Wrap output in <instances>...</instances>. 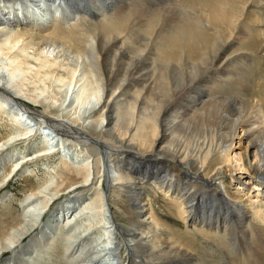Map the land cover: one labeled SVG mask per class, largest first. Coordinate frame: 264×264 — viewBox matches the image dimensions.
<instances>
[{
	"label": "bare ground",
	"instance_id": "bare-ground-1",
	"mask_svg": "<svg viewBox=\"0 0 264 264\" xmlns=\"http://www.w3.org/2000/svg\"><path fill=\"white\" fill-rule=\"evenodd\" d=\"M156 1L0 0V35H8L0 40L8 61L0 71L9 75H0V110L18 126L0 139V154L48 125L86 147L100 143L114 169L110 189L101 184L85 199L77 190L93 183L89 165H68L62 155L73 169L24 199L30 223L13 217L4 222L11 230L0 225V253L14 254L8 263L3 253L0 264L43 257L40 252L53 248L59 236L66 243L63 264L86 262L77 254L84 243L101 252L92 264H109L113 257L99 240L110 243L116 234L128 264H264V202L241 193H250L246 184L264 189L255 181H264V78L255 83L250 69L264 51V0H163L153 7ZM78 25L84 33L70 30ZM92 75L100 81L102 104H90L95 108L86 118L57 115L52 110L63 104L56 106L52 93L45 99L34 94L41 81L46 88L53 82L76 87ZM46 139L44 152L20 160L10 153L7 162L4 154L0 165L14 172L34 155L67 149L53 132ZM236 143L245 147L238 168L250 177L233 187L241 180L232 159ZM106 170L98 176L102 183ZM80 177L69 190L78 193L63 204H85L51 210L65 185ZM157 190L175 214L166 220L152 203ZM172 218L188 229L170 227ZM97 228L103 234L95 240ZM32 241V253H22Z\"/></svg>",
	"mask_w": 264,
	"mask_h": 264
},
{
	"label": "rangeland",
	"instance_id": "rangeland-1",
	"mask_svg": "<svg viewBox=\"0 0 264 264\" xmlns=\"http://www.w3.org/2000/svg\"><path fill=\"white\" fill-rule=\"evenodd\" d=\"M161 2H164V1L163 0L156 1L155 4H157V5H154L153 7L159 6ZM78 27L79 28H75V29L71 28L70 30L74 31L75 33H76V31H78L80 33H84L82 31V30H85L84 26L78 25ZM262 32H263V35L261 37H264V29L262 30ZM7 36L8 35H2V36L0 35V40L6 41ZM242 40H243V38H242ZM262 45H264V44H262ZM260 50L262 51L263 49H260ZM249 54H251V53H249ZM259 54H260L259 58H262L261 61L259 62V59L255 57L254 59L256 60V62L251 63V67H250V69L253 70V73H252L253 76H255V78H256L255 83L258 79L264 78V51H262ZM6 62H8V61L4 58V56H2L0 54V67H4ZM257 62L259 63V66L257 65ZM253 64H255V65H253ZM78 74H79L78 77L80 78L81 73L78 72ZM0 75L3 78H5L6 80H8V78H9L8 72L6 70L0 71ZM89 78L90 79L86 80L85 82L82 81L81 83L77 84L76 87L74 85L64 84V82H55V84L53 82L52 84L47 83L46 85H49V88H46L44 82L41 81L39 84L36 85L38 88L34 89V94H36V96L39 95V97H41V99H43V98L45 99L46 96L51 95V93H52L51 96L54 97V100L52 101V99H53L52 98L51 101L53 103L55 102L56 106L63 104V107L60 108V111L56 112L55 110H52L57 115L61 116L64 113H66V111H67L68 113L70 112L72 116H76V112H78L77 114H81L82 118H86L89 115V114H86V112L87 111L91 112V110H93V108H95V106L91 107L92 104L98 105L99 107L102 104V101H101V103H99V101L102 99V97H101V88L102 87H101L100 81H98L99 79L95 75H92ZM66 80H68V79H66ZM99 84H100V87H99ZM43 86H45V87L43 88ZM97 88H99V90ZM58 89H60V90H58ZM58 91H60V92H58ZM94 96H95V100L98 99L96 101L98 103H95V100H93ZM81 99L83 101H87V102L85 104H83L82 103L83 101ZM88 100H90V101L93 100V101H92V103H89V105H88L87 104L89 102ZM79 102L82 104H80ZM88 106L91 107V109H89V110L86 109V107H88ZM39 108L41 109L42 107H39ZM54 113L49 112V113H47V115L54 117V116H56V115H54ZM34 119H33V121H34ZM104 123H102V124H104ZM14 124L15 123H13V121H10L9 113L8 112L5 113V111L0 110V139H5L10 134L14 135L15 133H17L16 131H18V126L16 124L15 125ZM86 125H87V123H86ZM45 126L46 127H42V129H40L41 132L38 131L36 134L32 135L28 139L26 138V139L19 140L17 142L12 143V145H10V147H9L10 149H7L9 151L6 150L2 154H0V156H2V157L5 154V157L2 160L8 161L11 157H13V156H11V154H14V158L16 157V159L19 158V160H20L23 156H26L30 153H40L46 147L44 144H42L43 142L47 143L46 141L48 139H46V135H48L51 132H53L56 139L57 138L61 139L59 141L63 142V145L67 148L66 150L63 148H61L60 150L57 149L55 152L48 153L46 155H42L43 153H41V155H39V156L34 155L32 160H28V162H25L24 164H22L21 168H19L18 170H15L14 172H10V170H9L10 168H8L10 166H7L5 162L2 165H0V225L1 226L5 225L4 227L7 226V229H9V230L12 229L11 226L7 225V223H4L5 220H7V218L11 219L14 217L17 219V221L19 220L22 222L25 220V222L30 223V221H28V220L31 217L25 216L28 214V211H27L28 208L25 209V207H26L25 205L27 202H26V200L24 201V199L30 193L36 192L40 188H43L45 186L44 182L46 180L53 181V183H55L56 180L59 178V176L62 174V172H67L68 170L73 169V168H69V167L66 168V162L62 161L63 159H64V161H66V160H65V157L62 155L67 154L66 156L68 157V160H69V161L67 160L68 165H70V164L74 165L77 162H78V164L80 162H85L86 164L89 165V167L91 169V173H92L90 182H93V183H92V185H90V187L86 186L85 188H78V190H77V191H80L79 193H81V194L83 193L85 195V199H89V197L91 195H93L94 191L96 190L95 188H97L101 184H103V187L105 189H107V187L109 185L108 190L110 189V183L111 182H108V181H112V178H113L112 177V175H113L112 170L114 171V169H113V167H111L112 165L108 162L109 160L107 161L108 153H106L103 148L102 149L100 148V143H94L93 147H86L85 146L86 144H84L82 142L78 143L74 139H67L66 140V138L62 137V135L56 133L57 131L55 132V131H53L54 129H50V127L48 125H45ZM89 126H91V125H89ZM100 128L98 130H100ZM86 130H88V129H86ZM88 131H90V130H88ZM44 132H47V133L45 134ZM100 138H102V137H100ZM51 142H53V140H51ZM56 143H58V142H56ZM238 144L239 143H236L234 145V147H237ZM235 149L236 150H234L232 152V157H233L232 159H233L234 166L236 167V173L235 174L238 177H240L241 180H239V182H238V180L234 181L233 187H235L237 184H241L242 182L245 183L246 178L250 177L247 173L241 172V170L238 168L239 167L238 165L240 164V161H239L240 154L239 153L244 152L245 147L244 148H238L237 147ZM70 160H71V162H70ZM6 167H7V169H6ZM102 169H103V171H102ZM104 169L108 170V171L106 170L108 174L105 177V180L102 178L103 179L102 181H104V183H102V182H100L101 178H99V177L101 176L102 173L105 172ZM99 171H100V174L98 175ZM80 180H82L81 177L75 178V179L71 180V182H69L68 184L65 185L63 192H62V193H64V195L61 197V199L55 200L53 206L51 207V210H53L55 208L54 211H56L57 207H58L57 205H59V207H60V205L65 206L66 204L69 203V202H67V203L63 204L66 199L72 197L73 194L75 195V193H78L77 191L75 193H69L70 192L69 190H72L70 188V186L78 184L80 182ZM255 181H256V183L263 184V188H264V181L262 178H257V179H255ZM246 185L249 188V190H251V191L249 193L248 190H243V191L241 190L242 192L241 191L240 192L242 194H247L249 197L258 196L257 198H259L260 200H262L264 202V189H263V191H261L260 189L257 190L256 188H254L253 184H246ZM241 186H243V185L241 184ZM108 190H106V193ZM156 192H157V195L159 196V198L157 200L152 199V203H153V206L155 207V209H157L158 212L160 213V217L163 220H166L167 215H171V214L175 215L173 212V209L169 206L168 200L164 197V195L161 192H158V190ZM257 192H262V193L257 194ZM117 195L120 197V195L124 196L125 193H123L122 190L120 191V188H118ZM48 196L50 197L51 195H48ZM34 200H40L41 201L42 199H40L39 197L38 198L34 197ZM105 201H107V200H105ZM85 202H86V200H83V199L80 202H77L74 199V201H71V203L68 205L74 206V208L79 209L80 204L81 203L85 204ZM118 205L121 206V203L118 202ZM54 211H53V214L55 213ZM31 212L33 213L34 211H31ZM29 214H30V212H29ZM121 218H122V215H121ZM174 218H177V217H174ZM172 220L173 221H171V220L169 221V223H170L169 225L173 229L180 231L181 233H183L186 229H188V227L184 228L182 223H178L179 222L178 220L174 221L173 218H172ZM31 222H33V221H31ZM97 229H95L96 231L95 230L93 231L94 233L92 235L95 240L98 238H101V236L103 234V232H101L99 228H97ZM54 230H56V224L53 227V230L51 231V233L49 232V237L51 235H54ZM80 231L81 230H79V232ZM73 232L74 231H70L69 232L70 234H68V235H70V236L74 235ZM64 234L65 233L61 230V235H64ZM115 237H116V239H112L113 242L111 241L110 243L108 241L106 242L105 241L106 239L104 240V238H103V240L105 242H103L102 239L99 240V243L101 245H102V243L106 244V246H105L106 252L110 253L111 256L113 257L112 259L111 258L108 259L107 263H109V264H121V263L122 264L123 263L128 264V262L125 261L126 253H124L125 249L122 247V245L120 243V237L118 234H116ZM106 238H107V236H106ZM56 239L57 240L55 242L54 247L50 248L49 251H46L47 254L45 252H40V255H43V257L42 256H40V257L32 256V257L28 258V260L32 263L26 262V264H34L33 261L34 262L39 261L43 264H55L57 261H58V263H60V261H62V264H63L66 243L63 242V240L60 236L57 237ZM29 241H30V239H27L24 243L27 244V243H29ZM89 243H90V241H89ZM84 245H85V248H84ZM208 245L209 244L207 243V246ZM34 248L35 247H33V245H32L30 250L28 249L29 251L28 250L24 251L25 252L24 254L29 255L30 253H32L31 251ZM92 248H94L92 243H90V244L84 243L82 245V248L77 251V254H79V255L82 254L84 256H87V258H86L87 261L77 263L76 259H78V258H76L75 260H71L69 262V264H92L91 262L94 261L95 259H97L98 257H100V253H101V252H99V250L97 248L95 250H93ZM90 249H92L93 251ZM3 253L2 254L5 256V260L8 257L11 259V257H13V255H14L12 251H4ZM2 254L0 253V259L2 257ZM49 255H50V257H49ZM26 257H28V256H26ZM10 259H7L6 261L9 263ZM65 262L67 263L66 259H65Z\"/></svg>",
	"mask_w": 264,
	"mask_h": 264
}]
</instances>
